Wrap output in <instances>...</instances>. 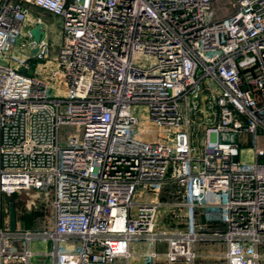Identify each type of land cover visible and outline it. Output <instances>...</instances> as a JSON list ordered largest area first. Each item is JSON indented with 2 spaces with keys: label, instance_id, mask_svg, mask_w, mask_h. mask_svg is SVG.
Wrapping results in <instances>:
<instances>
[{
  "label": "built area",
  "instance_id": "1",
  "mask_svg": "<svg viewBox=\"0 0 264 264\" xmlns=\"http://www.w3.org/2000/svg\"><path fill=\"white\" fill-rule=\"evenodd\" d=\"M210 1L0 0V264H31L36 238L51 264H129L134 240L142 264H195L212 240L224 264L264 260V0L215 20ZM30 6L60 18L53 57ZM164 185L178 198L135 197ZM24 189L52 192L51 226H3Z\"/></svg>",
  "mask_w": 264,
  "mask_h": 264
},
{
  "label": "rangeland",
  "instance_id": "2",
  "mask_svg": "<svg viewBox=\"0 0 264 264\" xmlns=\"http://www.w3.org/2000/svg\"><path fill=\"white\" fill-rule=\"evenodd\" d=\"M232 0H211L210 1V19L215 20L222 18L230 14L233 10ZM31 18L30 21L34 20L37 16H40L45 22H47V39L50 43L49 57H53L56 54L58 45L62 41L61 34V22L60 18L53 15L46 10H43L37 6H30ZM54 85H51L48 89L52 95L55 93ZM60 94L59 90L56 91ZM134 112L139 116L140 124L142 128L149 125L146 121V106L144 104H134ZM73 125L62 124L60 131L62 133L74 130ZM232 137L236 138L235 135ZM258 145L264 147V133H260L258 136ZM239 139L242 140L241 147H247L253 145V138L250 134L241 135ZM246 152L242 157L250 159V152ZM259 160H264V156H261ZM175 186L164 185L158 189H148L142 194L135 196L136 199L140 200H155L159 199L172 200L177 199V194L173 193ZM169 210V209H167ZM168 212L161 208L158 212V222L160 226H172L170 221L168 222ZM1 222L3 226L9 228H41L52 225V192L40 191L36 189H24L13 193L2 194V212ZM14 242L18 244V242ZM157 248L164 249V244L158 243ZM196 252L198 257L195 260V264H224L223 253L226 249L225 242L221 240L212 241H199L195 244ZM264 255V246L259 249ZM264 258V257H263ZM41 259V257L39 258ZM260 264H264V260H261Z\"/></svg>",
  "mask_w": 264,
  "mask_h": 264
},
{
  "label": "crops",
  "instance_id": "3",
  "mask_svg": "<svg viewBox=\"0 0 264 264\" xmlns=\"http://www.w3.org/2000/svg\"><path fill=\"white\" fill-rule=\"evenodd\" d=\"M45 31L47 34V22H45ZM30 247L34 251L31 257V264H51L52 258L50 256L49 251L52 247V241L50 240L45 241V240L36 238L31 241ZM129 249H130V256H129L128 263L129 264H142V253L146 250H149V244L144 240H134L130 242ZM158 250L162 251L163 249L158 248ZM40 257L41 259H39ZM125 263H126V259L118 258L108 264H125ZM158 264H163V263L159 262ZM173 264H184V263L179 261Z\"/></svg>",
  "mask_w": 264,
  "mask_h": 264
},
{
  "label": "water",
  "instance_id": "4",
  "mask_svg": "<svg viewBox=\"0 0 264 264\" xmlns=\"http://www.w3.org/2000/svg\"><path fill=\"white\" fill-rule=\"evenodd\" d=\"M29 32L32 34L34 39H39L40 36L44 34V30L41 28V23L38 22L35 25L29 28ZM24 70V68H22ZM26 72L31 74L32 73V66L29 69H26Z\"/></svg>",
  "mask_w": 264,
  "mask_h": 264
}]
</instances>
